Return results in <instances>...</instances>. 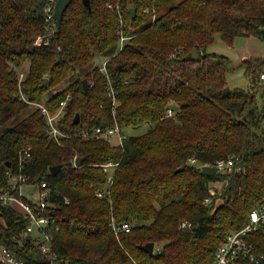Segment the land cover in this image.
<instances>
[{"label": "trees", "instance_id": "trees-1", "mask_svg": "<svg viewBox=\"0 0 264 264\" xmlns=\"http://www.w3.org/2000/svg\"><path fill=\"white\" fill-rule=\"evenodd\" d=\"M47 4L0 0V126L26 112L0 136V187L18 195L7 171L16 170L19 152L31 147L22 173L30 185H49L57 264L210 263L219 244L264 202V104H258L264 58L243 61L247 88L226 90L233 62L207 49L216 34L228 44L239 36L261 38L264 0H90V10L83 0H71L49 45L36 46L35 38L47 33ZM120 28L124 36H136L117 52ZM100 57L109 59L114 105L107 75L96 66ZM19 70L25 72V98L51 113L71 94L57 121L68 137L51 138L45 115L19 98ZM115 121L126 130L150 127L127 135L123 146L82 137L83 130ZM76 157L85 158L79 166ZM190 158L196 164L231 158L234 166L210 176ZM109 161L119 163L112 184L101 167ZM217 183L224 185L219 193ZM102 191L108 198L97 196ZM112 219L132 229L117 239ZM182 221L190 227L182 228ZM28 225L18 207L0 200V246L26 264H50L33 240L20 242ZM248 238L264 253V225ZM148 242L162 244L160 254L142 250Z\"/></svg>", "mask_w": 264, "mask_h": 264}, {"label": "built area", "instance_id": "built-area-1", "mask_svg": "<svg viewBox=\"0 0 264 264\" xmlns=\"http://www.w3.org/2000/svg\"><path fill=\"white\" fill-rule=\"evenodd\" d=\"M58 0H48V4L45 8V29L47 30L46 35L37 36L34 40L36 46L49 45L50 37L53 36L56 32L57 23L55 19V6ZM109 8L114 10L112 4H108ZM119 7V6H117ZM118 14H120L119 8H116ZM146 13L150 11L145 10ZM120 23L123 24V18H120ZM117 33L120 35L119 48L117 52L122 50L126 41L130 38L135 37L136 34L132 36H124L122 28H120ZM108 58L100 57L97 61L96 66L99 68L100 72L107 75L108 86L107 90L110 97L112 98L113 105L116 102L117 91L113 88L109 75L107 73L106 64ZM15 68V67H14ZM19 80V98L21 100L29 102L31 105L37 106L43 115H45L48 124V132L51 138L56 141H59L62 137H68L67 134L62 132L58 126L57 121L60 116L63 114L64 109L68 102L71 100L72 96L70 93H67L64 100L60 102V106L55 113H51L47 106L42 102H30L28 101L22 92L23 80L25 77V72L23 70L18 71ZM261 78H264V75H261ZM174 110L172 107H168L166 116L172 117ZM114 115V112H113ZM126 129L122 128L117 121L111 127H99L93 131H82V137L84 138H95L97 140L106 138L115 140V143L119 146H123L124 140L127 138ZM31 147H26L19 152L16 170H8L7 176L9 178L10 187L12 191L18 190V195H15L11 191H4L0 187V200L5 203H10L18 207L24 214V216L29 220V225L21 234L20 242L30 238L33 240L41 249L43 255L51 260L50 264H57L58 257L57 254L53 251L52 232L57 230L52 224V219L50 216L49 207L51 206V191L49 185L46 182H43L39 187L36 185H30L27 183L28 177L22 173L25 162L31 157ZM77 158V157H76ZM75 158V159H76ZM189 163L196 164L197 160L195 158H190ZM118 162L109 161L101 165L104 172L108 174L107 182L112 184L114 178V171L118 167ZM197 168L202 170L206 165L213 166L217 169V172H230L233 169L234 161L233 159H220L217 160L214 164H196ZM31 186L35 188V191H31L28 195H25L23 187ZM37 188V189H36ZM217 193V192H216ZM213 191V194H216ZM109 194V192H108ZM99 198H108L107 192L102 191L97 193ZM24 198L29 199L32 204L27 203ZM211 201L210 198L205 199L204 203L208 204ZM67 202V201H66ZM264 225V202L259 204L258 207L254 208L250 212L249 222L241 229L231 232L225 240H223L215 253L213 261L208 264H241L242 261H249L253 264H264V253L257 251L253 242L249 240V236L252 232L257 231L260 227ZM110 226L117 237L122 232H130L132 225L126 222H117L115 219H112ZM182 228L190 227V223L186 221L181 222ZM160 252L158 248L154 247L153 255H158ZM0 264H26L25 261L19 259L12 251H10L5 246H0ZM63 264H70L65 262Z\"/></svg>", "mask_w": 264, "mask_h": 264}, {"label": "rangeland", "instance_id": "rangeland-1", "mask_svg": "<svg viewBox=\"0 0 264 264\" xmlns=\"http://www.w3.org/2000/svg\"><path fill=\"white\" fill-rule=\"evenodd\" d=\"M207 53L217 56H227L233 62V69L227 74L228 78V87L230 89L233 88H247L249 79L245 75V67L243 64L244 60L250 56H262L264 58V39L256 36H239L236 37L232 44H228L219 34H216L215 43L208 47ZM242 57H244L242 59ZM264 72V68L262 69ZM67 85V84H66ZM259 106L262 107L264 104V98L259 96ZM26 115V112H23L14 118H12L5 125L0 126V136L1 134L14 126L16 123L21 121ZM150 125L144 124L138 128L128 129L126 130L127 135H142L148 131ZM115 142V140H113ZM224 185L222 183H217L216 188L218 193L221 192ZM37 189V188H36ZM25 195H28L30 191H35V188H31L28 186L23 187ZM218 203L221 202V199H218ZM156 248H162V244H156Z\"/></svg>", "mask_w": 264, "mask_h": 264}, {"label": "water", "instance_id": "water-1", "mask_svg": "<svg viewBox=\"0 0 264 264\" xmlns=\"http://www.w3.org/2000/svg\"><path fill=\"white\" fill-rule=\"evenodd\" d=\"M71 0H58L55 6V19H56V23L59 26L61 23V20L63 18L64 12L66 10V8L68 7V5L70 4ZM83 3L85 4V6L90 10L91 9V5H90V0H83ZM130 12L132 13L133 16H135L136 13V9L135 8H131ZM262 38L264 39V29H262ZM193 56H197V52L196 50H194L193 52ZM49 78L45 77L44 78V85H48L49 83ZM83 87L85 90H87L88 88V81L87 79H83ZM226 90H230L229 87H226ZM80 119L79 114H76L75 119H74V123H78ZM84 157H77L74 161L75 166H79V164L84 160ZM8 167H10V165H8ZM61 169V166H53L51 167V173L52 174H56L59 170ZM202 171L204 174L206 175H210V176H214L217 173V169L213 166H209L206 165L202 168ZM142 250H144L146 253H148L149 255H153V251H154V247L155 244L154 242H148L144 245L140 246Z\"/></svg>", "mask_w": 264, "mask_h": 264}, {"label": "crops", "instance_id": "crops-1", "mask_svg": "<svg viewBox=\"0 0 264 264\" xmlns=\"http://www.w3.org/2000/svg\"><path fill=\"white\" fill-rule=\"evenodd\" d=\"M250 57H252V56H250ZM253 57H256V56H253ZM260 57H262V56H260ZM244 57H242V59H243ZM249 58V57H248ZM248 58H246V59H248ZM28 187H31V186H28ZM31 192V191H30Z\"/></svg>", "mask_w": 264, "mask_h": 264}]
</instances>
